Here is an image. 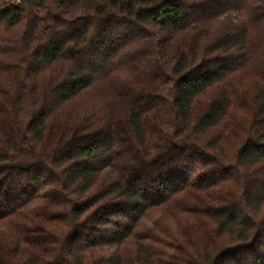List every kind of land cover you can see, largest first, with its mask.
<instances>
[{
    "label": "trees",
    "instance_id": "1",
    "mask_svg": "<svg viewBox=\"0 0 264 264\" xmlns=\"http://www.w3.org/2000/svg\"><path fill=\"white\" fill-rule=\"evenodd\" d=\"M0 58V264H264V0H0Z\"/></svg>",
    "mask_w": 264,
    "mask_h": 264
},
{
    "label": "rangeland",
    "instance_id": "2",
    "mask_svg": "<svg viewBox=\"0 0 264 264\" xmlns=\"http://www.w3.org/2000/svg\"><path fill=\"white\" fill-rule=\"evenodd\" d=\"M16 34H13V33H3L1 38H3L4 40H6L4 45H6V42L13 40L16 37ZM2 60L3 59L0 58V61H2Z\"/></svg>",
    "mask_w": 264,
    "mask_h": 264
}]
</instances>
